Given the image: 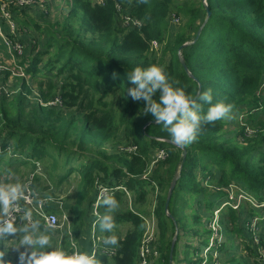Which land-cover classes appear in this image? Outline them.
I'll return each mask as SVG.
<instances>
[{
	"label": "trees",
	"instance_id": "obj_1",
	"mask_svg": "<svg viewBox=\"0 0 264 264\" xmlns=\"http://www.w3.org/2000/svg\"><path fill=\"white\" fill-rule=\"evenodd\" d=\"M29 4L10 3L8 10L15 26L12 30L6 22L1 28L12 44H20L30 54L17 56L27 74L18 91L12 96L0 94V155L8 146L12 153L26 154L21 160L30 164L26 174L40 166L43 174L35 172L31 181L33 189L43 196H49L44 194L43 181L58 186L75 175L73 203L50 206L52 211L66 210L72 240L83 251L91 248V204L97 183L125 187L132 205L125 204L126 193L121 188L111 195L119 203L113 213L115 226L126 228L121 233L113 230L118 241L107 246L114 252L96 253L98 264H139L145 230L141 215L153 217L155 224L148 264H179L183 259L186 264H199L193 251H200L208 238L203 237L199 246L185 244L184 250L180 249V238L186 239L184 234L189 235L192 224L196 220L202 224L213 202L225 196L224 190L212 191L201 180L212 174L210 184L235 183L252 195L264 192V98L260 96L264 93V0H205V4L199 0L196 6L177 0H34L32 4L42 7L43 22L25 14V9L34 13ZM126 14L140 24H124L122 16ZM173 14L183 18L174 32ZM28 23L37 35H46L42 43L31 39L33 50L28 49L27 37L17 32L25 33ZM185 42L187 45L181 46ZM179 55L192 75L181 65ZM151 64L164 66L170 79L187 94L211 88L213 103L232 105L228 117L203 124L189 145L173 144L167 131L141 111L143 102L127 95L131 85L126 73ZM26 76L34 78L35 85L29 84ZM55 97L59 102L47 103ZM234 112L241 115L238 122L242 129L251 128L252 135L245 136L242 130L227 135V122ZM108 145L113 147L109 153ZM160 149L166 157L148 169ZM213 168L218 171L215 176ZM178 169L166 213L167 189ZM147 188L154 195L151 206L137 210ZM198 196L205 206L200 214L190 208ZM98 210L103 213V208ZM224 215L222 231L235 234L247 260L230 256L223 264H264L256 259V246L243 222L257 215L264 229V208L241 205L236 210L226 209ZM96 228L103 239L108 235L98 223ZM196 233L202 236L209 232L201 229ZM231 239L227 248L233 246ZM260 240L264 242V232ZM58 246L72 251L67 233L59 237Z\"/></svg>",
	"mask_w": 264,
	"mask_h": 264
},
{
	"label": "clouds",
	"instance_id": "obj_2",
	"mask_svg": "<svg viewBox=\"0 0 264 264\" xmlns=\"http://www.w3.org/2000/svg\"><path fill=\"white\" fill-rule=\"evenodd\" d=\"M126 76L131 85L127 88L128 97L133 101H142L141 111L150 114L155 124L161 125L169 134L171 142L178 147L191 144L203 124L228 117L232 109L231 104L223 101L213 103L211 88L198 90L195 95L187 94L183 87L176 86L178 82L170 79L162 65L136 66ZM8 150L12 156L23 154L24 159L26 155L12 153L10 146L5 151ZM3 179L5 182L0 183V243L4 247L0 248V264H11L3 259L9 250L16 253V264H98L94 252L80 250L75 245L72 251L55 247L52 243L53 224L42 226L39 219L19 222L15 213L31 216L21 203L27 199L26 185L13 181L11 173H5ZM118 207L117 199L107 194V190L96 200L95 208H103V213H94L96 225L98 223L100 229L108 233L103 239L104 245H115L118 241V237L113 234V213Z\"/></svg>",
	"mask_w": 264,
	"mask_h": 264
},
{
	"label": "rangeland",
	"instance_id": "obj_3",
	"mask_svg": "<svg viewBox=\"0 0 264 264\" xmlns=\"http://www.w3.org/2000/svg\"><path fill=\"white\" fill-rule=\"evenodd\" d=\"M8 1L10 2V1H14V0H8ZM22 1H20V2L22 3ZM177 1L178 2L190 1V3H193L196 6L198 4L199 0H177ZM202 2H204V4H205V0H202ZM28 3H30L28 5L29 7L34 6L33 7L34 13L29 11V9H25L26 11H28V12H25V14H28V15H30V17L37 19V21L43 22L42 19H44V15H43V12L41 9L42 7L37 6L36 4H32V3H34V0H30ZM23 4H25V3H23ZM61 5L65 6L66 5L65 1H63V3H61ZM189 5H191V4H189ZM19 8H21V7H19ZM0 12H5V11H2L1 7H0ZM54 13H55V10H54ZM28 15H26V16H28ZM173 15H171L172 16L171 22L173 23V26H174V29H173V32H174L177 29H179V26H180L181 22L183 21V18L180 17L179 15L178 16L177 15L173 16ZM8 16H10V15L8 14ZM54 17H56V16H54ZM199 18H201V16H199ZM51 20L54 21V18H51ZM14 22L17 25V20L16 21L14 20ZM0 25L2 26V28L6 27V20L1 15V13H0ZM29 25L30 26H28L25 30L23 29L25 31V33H22L19 30H17V32H18V34L27 37L26 39L28 42V44H27L28 49L33 50L34 48L31 46V44H32L31 39L35 40V41L40 40L42 43L43 40L45 39L46 35L45 34L43 36H40L39 34L37 35V32L32 29L33 28L32 25L31 24H29ZM14 26L15 25L13 23V27ZM3 42H7V39L4 38V36H3L2 40L0 38V86L5 87L6 95L10 94V96H12L13 94L15 95L16 91H18V86H19V84H21V82L23 80L22 78H24L25 75H27V74L25 73L24 68H22L23 70H19L18 67H16L15 62H13L12 53L8 51L7 46L4 45ZM43 46H44L43 44L40 45V48H42ZM18 50L21 51V53H17V55H15L16 58L19 55L22 56L25 54H30L28 51L21 50V48H18ZM31 53L34 54L35 51H32ZM3 75H4V77H3ZM26 80L29 84L35 85L34 78L26 76ZM261 87H263V90H264V83L261 84ZM260 96L264 98V93L260 94ZM8 100H10V99H8ZM229 118L230 119L228 120L227 126H226V129L229 130L228 134H227L228 136H234L235 133H238L241 130L245 136H249V135L253 134V131H248V130L245 131L246 126H244V129H242L243 126L240 125V122H238L241 118V115L237 116L236 113L234 112L231 114V116ZM262 118H264V114H263ZM235 122H237V123H235ZM111 150H113V147H110L108 145L107 153L111 152ZM21 159H23V154H17V155L12 156L10 154V150L2 151V154L0 155V183L5 182L3 179L5 173H11V178L13 181H18L22 184H25L24 182L26 180H27L26 183L31 182V181H29V179L31 180V178H32L33 174L36 172L37 168L34 171L29 170L30 173L26 174V170L30 168V164L22 163ZM6 170H8V171H6ZM213 173H214V176L218 174V171L216 168H213ZM40 174L41 175L43 174L42 170H41ZM42 178H44V176ZM211 178H212V174L207 175L206 177H204L201 180V184L203 186H207L208 189L214 191L215 184H210V181H209ZM75 179H77L75 177V175H72V176L68 177L66 180H64L58 186H55V183L53 181L50 182V181H46L44 179L45 182L43 181V184L46 186V188L44 190V194L49 195V196H46L49 198V200L46 199L48 204H56L54 207L61 208L60 207L61 203H64V204H68L71 202L73 203L75 196H76V186H77ZM30 184H32V182ZM240 187L242 190H244L246 193L249 194V192L246 190V188H244L245 186L244 187L240 186ZM232 191L235 194L238 193L236 188H232ZM128 193L126 196L127 200L125 199V204L130 206V205H132V196H130V194H128ZM253 196L255 198H264V192H261L259 194H254ZM153 197H154L153 192L149 191V189L147 188V193H146L145 199L142 201V203H140L139 205H136L137 210H144L146 208L148 209L149 206H151V203L153 201ZM196 198L198 199V201L195 203H192L190 208H191V210L194 211V213H198V214L203 213V210L205 208L204 203L201 201L200 196H198ZM220 202H221L220 200L217 201L216 203L213 202L211 208H209L207 210L206 218L204 220H202V224H200L199 221H197V220H196V222H194L192 224V228L190 229L189 235L185 236V234H184V237H186V239H184L183 237L180 238L179 246H180L181 250H184L185 244L193 245L194 247L196 245L199 246V244H201L200 241L202 240L203 237L208 238L207 243L205 244V246H207L206 248L201 247L200 251H199V248L198 249L196 248L193 251V254H194L193 259L199 258V264H209L210 261H211V264H223V261L228 259L230 256H235L236 258H240L242 260H244V259L247 260L246 255H245V251H244L243 247L240 246V243L238 242L237 238H235L236 237L235 234H233L231 232L226 233L225 231H222L221 219H222V217H225L224 212H225L226 208L222 207L219 211H216L217 210L216 208L219 207V205L221 204ZM242 203H244V202H242ZM121 206H122V208H124L123 204ZM54 207L50 206L49 210L52 211ZM262 208H264V206H262L260 209H262ZM62 211H66V210H64L62 207L61 212ZM91 216H92L91 218L93 219L94 215L92 214V212H91ZM260 219L261 218L259 217V221H260ZM259 221H258V227L260 228ZM88 225H89V222H87V224L84 225L85 228H87ZM91 226L93 227L92 229L95 230L96 222L94 224H91ZM125 228H126V225H120V226H115L114 230L121 233L122 231L125 230ZM201 229H205L209 233L206 235L204 234L202 236L201 235L198 236L196 231L197 230L201 231ZM260 229L264 232V229H262V228H260ZM98 232L102 236V232L101 231H98ZM248 233H249L250 239H252V234L250 232H248ZM231 237H232V239H231ZM87 238H89V237H87ZM58 239H59V233L58 232L57 233L52 232V243L55 247L60 248L58 246ZM181 239L183 241H181ZM230 239L233 242V246L227 248L228 242ZM255 239H258V235L250 241L253 242ZM226 242H227V244L225 246ZM3 247H4V245L2 243H0V248H3ZM219 248H221L222 250H219ZM220 251L222 252V254L220 257H218ZM181 253L183 256L184 252L181 251ZM3 259L6 262H11V264H16V253L9 250L5 254V256L3 257ZM204 259L206 260L205 263H203ZM179 264H186V261L183 259V261H180Z\"/></svg>",
	"mask_w": 264,
	"mask_h": 264
},
{
	"label": "built area",
	"instance_id": "obj_4",
	"mask_svg": "<svg viewBox=\"0 0 264 264\" xmlns=\"http://www.w3.org/2000/svg\"><path fill=\"white\" fill-rule=\"evenodd\" d=\"M20 1H22V0H14V1H10V2L8 0H0L1 10L5 11V12H0V13L5 18L6 22H8V24L12 30H13V23L11 21L10 16H8V14L10 15L9 10H8V6L10 3H11V5L15 6L17 4L28 3L30 0H23L22 3ZM117 8L119 9L118 5H117ZM122 18H123L124 24H126V23H132V24H137V25L140 24L139 20L133 19V18L129 17L127 14L123 15ZM1 28H2V26L0 25V38L3 39V36H4V38L7 39V42H3V43L10 50L11 49L13 50V52L8 50L13 55V62H15V65H16V67H18L19 70H23L22 67L18 64L17 58L15 56L16 52L21 53V51L18 50V48H21V50H22L21 45L18 43L12 44L10 39L7 37L6 34H4V32L2 31ZM152 45L155 47L156 42L152 41ZM0 94L6 95L4 86H0ZM9 95H6V96H9ZM55 102H59L57 97L54 98V101H52L50 103L47 102V103L52 104ZM246 130L253 131L249 127H246L245 131ZM166 155H167V153L163 149L158 150L153 155V157L150 161V164L148 166L149 167L148 169H150L156 163L157 160L165 158ZM36 168H37L36 172L40 173L41 172L40 166H38ZM26 181L24 183H25L26 188H27L26 193H25L27 199L25 201H22L21 203H22L23 207L26 208L31 213V216L30 217H24L22 212H17V213H15V215L19 218V222H27L29 219H39L41 221L42 226H46L48 223H51L55 226L54 231L59 233V237H61V235L63 233H67L70 244L72 246L75 245V243L72 240V235L70 232L71 231V223H70V220L68 218L67 212L66 211L61 212L59 210V212L56 213V211L49 210L50 204H48V202H47V200H49V198L46 196H42V195L38 194L33 189L32 184H30L32 182L30 179H29V181H31L30 183L29 182L26 183ZM118 188H121L126 193V196H127L128 191L123 186H113V185H108L105 183H97V185H96V197H95V200L91 204L92 214L94 215L93 221L91 224H94L95 222H97L96 221V215L94 213L99 212V210L95 208V203H96L98 196L102 192H104L105 190H107V194L111 195L114 192V190H116ZM232 188H236L238 193L237 194L233 193ZM214 190L215 191L216 190H220V191L224 190V192H225V196H224L223 200L220 202L221 204L219 205V207L216 208L217 209L216 211H219L222 207H224V208L229 207V208L236 210V209H239L241 205H245L246 207H251V208H261L262 206H264V200L260 202L252 194L246 193L244 190L241 189L240 185L235 184V183H229V184L224 185V186L215 185ZM242 202H244L245 204ZM141 217L145 222V230H144L142 240H141V244L139 247V257H140L139 264H148L147 263V256L150 253V243L154 239L155 224H154L153 217L148 218V217L142 216V215H141ZM258 221H259V217L257 215H252L248 218L246 217L243 220L245 229L247 230V232H250L252 234V239L258 235V239H255L253 242L252 241L251 242L256 246V253H257L256 259L258 261L260 260L261 262H264V242L262 240H260V234L263 233V231L258 227ZM92 228L93 227L91 226V233H90L91 248L89 250V253L94 252L95 255L98 252L108 254V255L113 254L114 248L107 246V245H104L103 237L101 235H99V233L96 231V229L94 230ZM75 246L77 248V244ZM206 247L207 246H205V248ZM205 261L206 260L204 259L203 263H205Z\"/></svg>",
	"mask_w": 264,
	"mask_h": 264
},
{
	"label": "water",
	"instance_id": "obj_5",
	"mask_svg": "<svg viewBox=\"0 0 264 264\" xmlns=\"http://www.w3.org/2000/svg\"><path fill=\"white\" fill-rule=\"evenodd\" d=\"M207 15H208V11H207ZM207 15H206V17H207ZM206 17H205V19H206ZM205 19H204V21H205ZM204 21H203V22H204ZM203 22H202V23H203ZM199 32H200V27L197 29V32H196L195 38H197ZM184 45H187V42L183 43L181 46H184ZM179 61H180L181 65L183 66V68L185 69V71H187V72L189 73V75H192V74L188 71V69H187V67H186V65H185V63H184V61H183V59H182V57H181L180 55H179ZM178 173H179V169H178V171H176V172L173 174V176H172V178H171V181H170V183H169L168 189H167V194H166L165 203H164V210H165L166 213H168V211H167V207H168V203H169V199H170V196H171L172 190H173V188H174L175 182H176L177 177H178ZM175 239H176V232H175L174 236H173L172 239H171L170 251H169V256H170V258H171V255H172V250H173V247H174Z\"/></svg>",
	"mask_w": 264,
	"mask_h": 264
}]
</instances>
